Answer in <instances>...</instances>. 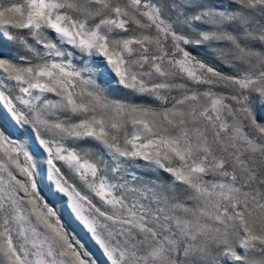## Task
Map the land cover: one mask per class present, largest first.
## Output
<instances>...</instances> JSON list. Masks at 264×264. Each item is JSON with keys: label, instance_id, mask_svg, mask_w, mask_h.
<instances>
[{"label": "snow or ice", "instance_id": "6c2138e0", "mask_svg": "<svg viewBox=\"0 0 264 264\" xmlns=\"http://www.w3.org/2000/svg\"><path fill=\"white\" fill-rule=\"evenodd\" d=\"M0 264H264V0H0Z\"/></svg>", "mask_w": 264, "mask_h": 264}]
</instances>
